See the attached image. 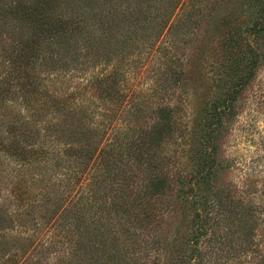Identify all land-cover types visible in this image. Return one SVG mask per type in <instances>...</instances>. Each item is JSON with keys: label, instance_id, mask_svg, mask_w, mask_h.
<instances>
[{"label": "trees", "instance_id": "obj_1", "mask_svg": "<svg viewBox=\"0 0 264 264\" xmlns=\"http://www.w3.org/2000/svg\"><path fill=\"white\" fill-rule=\"evenodd\" d=\"M200 25L210 42L188 55ZM263 47L264 0H0V264L257 252L264 155L248 165L227 143ZM15 74L34 98L24 113ZM198 79L209 94L189 126Z\"/></svg>", "mask_w": 264, "mask_h": 264}, {"label": "rangeland", "instance_id": "obj_2", "mask_svg": "<svg viewBox=\"0 0 264 264\" xmlns=\"http://www.w3.org/2000/svg\"><path fill=\"white\" fill-rule=\"evenodd\" d=\"M205 29V25H200V27L195 30V34L190 37L191 39L188 41V44L185 48L188 55H192L190 53L192 49V47L190 46L191 42L197 43L201 38L204 37L205 40L202 41L203 45H207L206 43L210 42L209 37L204 32ZM201 44L202 43H200V45ZM212 44H216V38H213ZM207 53V50H205L202 55H200L199 53V59H203V61H205L208 57ZM199 59L197 58L195 62L199 61ZM262 65L263 66L259 69L256 78L252 81V83L250 84L251 86L246 90L242 97V106L239 111L238 117L234 122V125L232 127L233 130L229 135V140L227 143L228 149H230V151H233L232 157L243 159L247 162L248 165H251L253 160H256V157H261L264 155V63ZM204 66L205 62H203L202 67ZM200 72L205 73L207 77L211 74L210 68L208 66L204 67L203 69L201 68ZM18 75L22 76L23 72L20 71ZM12 78V86L18 94L17 98H15L14 103H19L21 111L24 113L25 110L23 109L25 108V102L28 100H34V98L30 97L27 86L26 89H24V86L18 85L21 81H18L17 74L13 75ZM81 79H79L78 81H80ZM136 80H138V77ZM209 84L210 80H207L204 84H201L200 79H198L195 83H192V85H188L187 95H185L183 99L185 101L186 107L184 113H187L186 121L189 126H192L197 116L199 115L203 105L207 101L210 87ZM134 86L135 85H132L133 88ZM145 86L147 85H139V87ZM173 149V146L169 147V149L167 150L168 156H173V154H171ZM188 157L189 155L187 157L178 158L174 161L176 162L178 167H183L182 169L186 170L190 166ZM228 176L225 175L224 177H222L220 179L221 182L223 183L225 180H227V178L230 179L231 176L233 177V180L236 181L239 177V169L237 168V170H230ZM182 219L183 215L181 213L177 214L173 218V220L177 222H181ZM171 221L172 219L170 220V222ZM263 233L264 227L259 226L255 232V236L253 238L254 243L252 244V249H257V252L252 253L251 251H247L246 253L239 256L222 259L216 264H263L261 259V257L264 255ZM256 244L258 245L255 246ZM166 261L167 257L163 256L161 258V263H166Z\"/></svg>", "mask_w": 264, "mask_h": 264}]
</instances>
